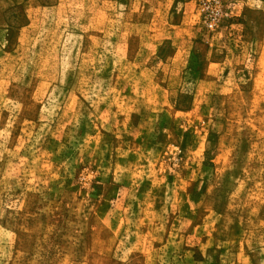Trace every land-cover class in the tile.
Instances as JSON below:
<instances>
[{
    "label": "rangeland",
    "instance_id": "obj_1",
    "mask_svg": "<svg viewBox=\"0 0 264 264\" xmlns=\"http://www.w3.org/2000/svg\"><path fill=\"white\" fill-rule=\"evenodd\" d=\"M0 264H264V0H0Z\"/></svg>",
    "mask_w": 264,
    "mask_h": 264
}]
</instances>
